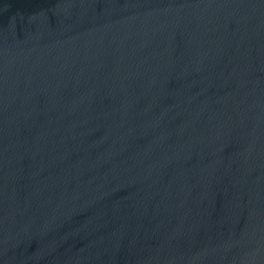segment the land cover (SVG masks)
<instances>
[{"label": "water", "instance_id": "obj_1", "mask_svg": "<svg viewBox=\"0 0 264 264\" xmlns=\"http://www.w3.org/2000/svg\"><path fill=\"white\" fill-rule=\"evenodd\" d=\"M0 264H264V0H0Z\"/></svg>", "mask_w": 264, "mask_h": 264}]
</instances>
